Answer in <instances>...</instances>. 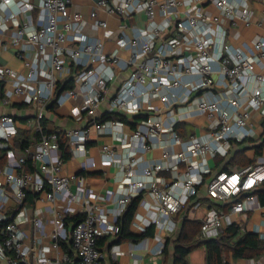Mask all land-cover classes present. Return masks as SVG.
<instances>
[{"label":"built area","instance_id":"1","mask_svg":"<svg viewBox=\"0 0 264 264\" xmlns=\"http://www.w3.org/2000/svg\"><path fill=\"white\" fill-rule=\"evenodd\" d=\"M97 8L116 17V33L98 18ZM137 15L143 17L142 26L129 22ZM252 26L264 29V5L256 14L249 0H97L96 9L87 14L73 8L71 0H0V52L10 47L21 63V70L0 63V105L21 98L31 112L27 125L39 134L16 149L15 116L0 113L4 264H69L67 253L50 256L67 236L77 264H105L97 239L117 233L116 220L135 197L137 206L151 213L150 218L140 217L143 225L164 224L170 234L189 208L200 206L203 189L219 206L209 204L200 218L202 240L219 235L228 212L249 210L264 184V150L255 162L234 171H212L208 162L226 159L239 143L257 136L264 144V35L237 42L243 38L242 28ZM98 29L103 38L88 32ZM105 39L114 41L111 51L104 50ZM64 82L71 86L57 91ZM104 101L107 107L99 115ZM63 103L70 106L74 121L86 120L85 127L47 129L46 113ZM115 114L124 115L132 127L123 131L128 124L113 118ZM199 116L203 120L194 128L200 132L191 133L186 124ZM178 126L190 133L183 137ZM89 127L116 132L119 141V150L100 147L103 161L120 174L111 208L85 199L83 189L71 190L69 177L62 173L60 135L72 143L73 155H84ZM156 148L160 156L141 166L136 177L144 162L139 151ZM83 166L94 167L95 162L87 159ZM29 195L62 204L53 210V230L46 242L42 217L30 215L25 207ZM73 205L82 218L72 222L67 234ZM110 215L114 223H109ZM28 223L36 235L32 243L23 229ZM156 240L155 252H161L163 235Z\"/></svg>","mask_w":264,"mask_h":264},{"label":"crops","instance_id":"2","mask_svg":"<svg viewBox=\"0 0 264 264\" xmlns=\"http://www.w3.org/2000/svg\"><path fill=\"white\" fill-rule=\"evenodd\" d=\"M36 2L37 0H32ZM96 1L97 0H71L72 7L79 9L83 13L87 14L91 10L96 9ZM252 9L256 14H259L261 8L264 5V0H249ZM213 11V9L211 7ZM216 12V11H215ZM98 18L105 19L108 22V27L112 30H116L117 19L112 15L106 14L101 8H97ZM129 22L136 23L139 26L143 25V17L141 15H137L129 19ZM243 30L246 31L247 37L240 38L237 42L242 39H249L254 34L264 35V29L258 27H250L248 29L242 28V34H244ZM93 36L103 38V32L101 29L97 31H88ZM116 33V32H115ZM115 35H113L114 39ZM3 40H7L8 36L1 37ZM112 39H105L104 50L111 51L114 48V41ZM236 42V43H237ZM120 56L125 57L126 53L124 51L120 52ZM0 63L4 65H8L16 70H21L20 61L13 55V51L10 47L2 50L0 52ZM11 105L3 106L0 105V113L8 112L15 116L16 122L17 120L22 121L24 124L19 125L18 129L23 128L26 130H31L27 125V119L31 117V112L28 111L23 104L18 102V99L13 97L11 99ZM155 104H158V101H154ZM107 107V102L104 101L98 111V114L103 115L105 109ZM115 114L113 118H116ZM124 116V115H123ZM116 119H119L116 118ZM45 125L48 130L58 129L62 130L64 128L71 127H85L86 120L76 122L70 115V106L68 103H63L60 106L54 107L49 110L44 118ZM125 122L128 126L122 129L123 131H128L129 128L132 127L133 123L125 118ZM193 122H188L186 127L191 131V133H198L200 131L194 128ZM116 131V129H113ZM178 130H181L178 129ZM259 130V129H258ZM117 132H119L117 130ZM260 132V130H259ZM90 140L86 143L85 154L84 155H73L71 152V157L64 160L62 166V173L69 177L70 179V189H83V195L85 199H88L90 202L96 204L99 208H111L113 206V200L115 199L116 194L119 190V180L120 177L118 168L108 162L103 161L101 157L100 147L102 144H108L113 146L116 150H119V141L116 139V132L106 133L103 131L95 130L93 127H89ZM118 134V133H117ZM69 149H72V143L67 142ZM261 145L260 149L257 147ZM241 150V154L244 158L255 162L259 156L262 155L264 150V144L260 141V136L254 137L249 140H245L242 143H239L235 149L231 152V154L225 158H214L209 159V166L212 171H216L218 169H223L226 160L235 154V151ZM258 151H260L258 153ZM161 149L156 148L149 151H139V153L143 156L144 162L138 168V172L136 177H140V169L141 166H145L147 163L154 161L160 156ZM91 160L95 162L94 167L86 166L84 167V163L86 160ZM239 167L236 165H228L229 171H234ZM256 194V193H255ZM199 207H191L186 211V218L190 220H199L203 216L205 210L208 205L219 206V204L212 203L209 199H207L204 190H200L199 194ZM25 207L29 209V214H39L42 217L43 222V241H48L49 234L53 230V210L60 208L62 204L60 202L49 203L44 199L40 200H32V196L29 195L27 201H25ZM77 205H73L72 208L75 210L68 214V218L76 215ZM227 211L229 206L227 205ZM135 212L138 213L137 217H133L131 222L129 223V230L132 234L136 235L139 238L137 239H123L121 241H116V234H106L101 238L104 239L103 244L100 246L101 250L104 253L105 264H164L165 254L163 250L161 252H155L157 250V235H163L164 238V246L166 239L175 237L181 226V220H178L177 227L173 233H165L164 224L160 227L152 226V234L149 236L140 235L145 232V230L150 227H145L143 222L140 221V217H151L150 211L146 210L142 206H137ZM135 215V214H134ZM109 223H114V218L112 215L108 216ZM231 221V222H230ZM117 222V220H116ZM163 222V220H161ZM72 221L66 223L65 228L68 231ZM234 224L238 227L239 233L238 236L243 234L246 231L255 232L257 231L259 235H264V203H261L259 196L256 194V198L251 206V208L243 213L230 214L228 212V216L225 219L223 226L221 228L224 229L228 225ZM24 233L26 235L27 241L31 242L35 238V231H33L31 223H28L23 227ZM61 242L66 243L67 249L70 251L68 253L63 246L59 245V248L52 249L50 252V256H55L56 254L67 253L71 257V262L69 264H76V258L74 256V252L71 246L70 239L68 236L65 239H61ZM172 246L168 248L167 261L171 260L172 256ZM195 248H199V250H195L194 253L192 251ZM188 255L187 262L188 264H204L207 263V257L205 255L206 248L203 243L195 247ZM192 256V257H191ZM226 259L228 261L227 264H251V260L254 262L260 261L258 264H264V255L260 256L257 259H243L237 258L233 259L229 252L226 253ZM0 264H4V260L0 258ZM168 264V263H167Z\"/></svg>","mask_w":264,"mask_h":264},{"label":"trees","instance_id":"3","mask_svg":"<svg viewBox=\"0 0 264 264\" xmlns=\"http://www.w3.org/2000/svg\"><path fill=\"white\" fill-rule=\"evenodd\" d=\"M69 82H64L62 85H59L57 91L61 90L65 87H70ZM2 83H0V99L3 96L2 93ZM125 120V116L117 115L116 118ZM134 118H138L135 116ZM181 130H178L180 129ZM184 126H178L177 131L183 136H187L190 133L189 130L184 129ZM39 134L32 131L26 130L23 128L18 129V133L14 138L15 148L18 150H22L25 146H27L33 139H38ZM67 139L60 135L59 145L62 150V158L66 160L71 157V151L69 146L67 145ZM261 145L257 147L260 149ZM241 150L235 151L231 157L226 160L224 164L223 170L229 171L228 165H236L238 167H242L249 163H252L251 160L244 158L240 152ZM260 151H258L259 153ZM4 163V152L0 150V165ZM256 194L259 196L261 203H264V184L260 189L256 191ZM139 201V197L133 198L128 204L126 210L123 214L118 218L117 225L118 231L116 233V241H121L123 239H137L136 235L132 234L129 230V223L131 222L134 212L136 210L137 204ZM82 215L76 214L71 217H67V223L77 222L81 220ZM10 220V218H8ZM5 225V221H0V229ZM199 220H190L186 217L182 219L180 230L178 234L173 238L166 239L165 246L163 248V253L166 255L164 264H188L187 255L198 245L201 243L204 244L206 248V264H227L228 261L226 259V253L229 252L233 259L243 258V259H257L260 256L264 255V238H260L257 232L246 231L243 234L238 236L239 229L236 225L230 224L226 228L220 230V233L217 237L211 239L202 240L199 238ZM152 234V226L148 227L145 232H143L140 236H149ZM104 239L99 237L97 239V247L99 249L103 244ZM61 246L66 249L68 253L70 251L67 249L66 243H59ZM172 246V256L171 260L167 261L168 248ZM76 264H77V259Z\"/></svg>","mask_w":264,"mask_h":264},{"label":"rangeland","instance_id":"4","mask_svg":"<svg viewBox=\"0 0 264 264\" xmlns=\"http://www.w3.org/2000/svg\"><path fill=\"white\" fill-rule=\"evenodd\" d=\"M243 32H244V34H243V37H244V36L246 35V31L243 30ZM245 37H247V36H245ZM20 101H21V98L18 99V102H20ZM154 104H155V103H154ZM202 120H203V117L199 116V117H195V118L191 119L190 122H193L194 125H199V124L201 123ZM16 124H17V126H19V125H22V124H24V123H23L22 121L17 120ZM175 150L178 151V150H179V147L176 146V147H175ZM16 154H19V153L16 152ZM197 249L199 250V248H195V249L192 251V253H194V251L197 250ZM205 255H206V253H205ZM191 257H192V256H191ZM204 264H206V263H204Z\"/></svg>","mask_w":264,"mask_h":264}]
</instances>
